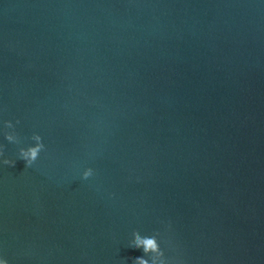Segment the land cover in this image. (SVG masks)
Returning a JSON list of instances; mask_svg holds the SVG:
<instances>
[{
    "label": "water",
    "instance_id": "obj_1",
    "mask_svg": "<svg viewBox=\"0 0 264 264\" xmlns=\"http://www.w3.org/2000/svg\"><path fill=\"white\" fill-rule=\"evenodd\" d=\"M0 148V261L264 264V0H0Z\"/></svg>",
    "mask_w": 264,
    "mask_h": 264
},
{
    "label": "clouds",
    "instance_id": "obj_2",
    "mask_svg": "<svg viewBox=\"0 0 264 264\" xmlns=\"http://www.w3.org/2000/svg\"><path fill=\"white\" fill-rule=\"evenodd\" d=\"M6 139L12 140L11 136H7ZM33 139L37 140L38 143L34 147H29L27 150L21 149L19 154V159L23 160L25 163V167H31L38 159L39 154L41 151L45 149V145L43 143H40L41 137L40 136H34ZM2 148H0V155H2ZM4 165L8 166H14L15 161L5 159L2 161ZM93 175V169L88 168L86 169L81 176V179L87 180L89 177ZM135 236V244L133 247L135 248H142L143 252L147 254L149 251L156 252L158 245L156 243V240L154 237H145L141 238L138 234L133 233ZM0 264H7L6 261H0ZM134 264H148L146 260H144L141 257H138L134 260ZM155 264V262H154Z\"/></svg>",
    "mask_w": 264,
    "mask_h": 264
}]
</instances>
